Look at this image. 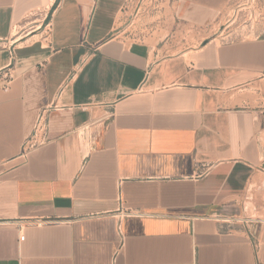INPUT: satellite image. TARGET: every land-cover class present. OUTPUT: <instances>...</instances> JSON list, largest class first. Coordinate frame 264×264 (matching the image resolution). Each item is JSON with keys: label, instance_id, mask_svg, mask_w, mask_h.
<instances>
[{"label": "crops", "instance_id": "crops-1", "mask_svg": "<svg viewBox=\"0 0 264 264\" xmlns=\"http://www.w3.org/2000/svg\"><path fill=\"white\" fill-rule=\"evenodd\" d=\"M229 1L0 0V264H264V39L179 46Z\"/></svg>", "mask_w": 264, "mask_h": 264}, {"label": "rangeland", "instance_id": "rangeland-1", "mask_svg": "<svg viewBox=\"0 0 264 264\" xmlns=\"http://www.w3.org/2000/svg\"><path fill=\"white\" fill-rule=\"evenodd\" d=\"M149 4H151L150 0H138L137 8H139V17L145 12ZM39 15L41 14L38 12L34 14V16H31L27 21L35 19L41 20ZM139 17L134 19L132 16L126 23L125 21L123 22L124 26L121 28V31H123L122 35L128 39V42H131L132 40H140L142 39L143 34L147 33L146 29L140 31L142 28L140 27L141 17ZM154 20H150L149 22ZM37 23L38 21H36L33 26ZM188 29L186 34H184L182 43L179 44L182 51L185 53L198 49L203 45L205 40H213L220 45L249 41L257 38L264 39V0H230L226 8L220 12L215 20L205 26L193 28L192 30H189V32ZM19 30V28L15 29V31ZM40 31L36 33H39ZM38 38L39 37L35 39ZM176 53L177 52H172L171 50L168 52L169 55ZM185 56L188 57V54ZM259 181H261L260 183L262 184V182H264V176H259ZM257 196L262 202V208L259 210V214L253 212L248 214V217L252 219H259L260 216H264V190H260Z\"/></svg>", "mask_w": 264, "mask_h": 264}, {"label": "built area", "instance_id": "built-area-1", "mask_svg": "<svg viewBox=\"0 0 264 264\" xmlns=\"http://www.w3.org/2000/svg\"><path fill=\"white\" fill-rule=\"evenodd\" d=\"M4 77L6 79H11L12 74L11 72H7ZM48 141L47 138V122L43 114L39 115L34 126L33 132L29 138L24 141L23 144V155H27L29 152L43 146ZM124 216H141L142 214H138L132 211H126L123 214ZM221 225L228 226L230 224V220H219ZM37 224L41 225L42 222H37Z\"/></svg>", "mask_w": 264, "mask_h": 264}]
</instances>
